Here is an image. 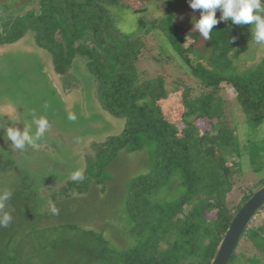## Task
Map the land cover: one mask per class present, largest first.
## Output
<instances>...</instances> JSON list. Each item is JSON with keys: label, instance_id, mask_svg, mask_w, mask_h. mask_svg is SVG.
Wrapping results in <instances>:
<instances>
[{"label": "trees", "instance_id": "1", "mask_svg": "<svg viewBox=\"0 0 264 264\" xmlns=\"http://www.w3.org/2000/svg\"><path fill=\"white\" fill-rule=\"evenodd\" d=\"M141 1L149 13L138 15L129 33L117 24L119 13L132 9L126 0H37L34 10L0 19L5 41L32 31L56 74L66 73L73 56L84 57L102 109L124 120L122 132L88 162L85 179L69 181L59 196L104 193L107 167L120 152L148 149L151 156L150 171L128 185L121 236L79 234L70 217L61 215L69 201L55 206V214L49 205L33 235L43 245L28 253L31 259L40 252L42 264H70L72 258H81L80 264H211L229 223L252 194L235 182L243 174L242 158L255 170L264 167V140L246 135L241 143L238 137L241 124L258 128L264 121V56L255 67L240 69L235 32L220 24L217 13L210 37L201 41L198 32H182L173 13L146 18L162 3L167 7L165 0ZM161 48L168 51L151 55L153 61L175 64L184 76L149 77L138 67ZM228 88L234 91L231 100ZM263 211L264 206L244 230L228 264H264ZM27 244L11 225L0 227V264H16Z\"/></svg>", "mask_w": 264, "mask_h": 264}, {"label": "rangeland", "instance_id": "2", "mask_svg": "<svg viewBox=\"0 0 264 264\" xmlns=\"http://www.w3.org/2000/svg\"><path fill=\"white\" fill-rule=\"evenodd\" d=\"M126 1L132 9L124 11L123 15L119 13L117 24L125 33H129L136 29L138 15L149 12H144L142 6L145 3L141 0ZM165 1L167 7L162 3L159 10L153 15H146V18H157L164 10L168 11L175 14L174 22L180 25L182 32H198L200 40H205L195 28L203 10H194L181 0ZM36 3L37 0H0V19L4 21L6 16L34 10ZM261 7L264 8V0H261ZM215 13L221 25L235 32V49L238 52L234 58L235 64L240 69L259 64L264 56V45L253 41L254 24L238 25L231 19L223 20L219 8ZM259 14L264 18V12ZM6 32L0 27V192H11L5 207V211L13 217L9 225L16 229L18 237L28 241L25 251L19 254L15 263L42 264L40 252L31 259L28 253L43 245V240H34L33 235L37 225H41L40 217L48 213L50 200H54L51 205L57 208L61 202L69 201L61 215L66 213L70 217V225L78 226L77 233L93 231L95 236L101 233L105 237L109 234L113 238L121 236L125 226L122 204L128 185L150 171L151 156L148 149L120 152L107 167L110 181L104 193L94 190L80 195L70 191L69 200L59 196L58 189L72 181L70 173L76 170L84 172L88 162L96 160L100 145L122 132L124 120L114 118L102 109L96 96L94 76L88 71L84 57L73 56L66 73L59 75L53 70L50 54L36 46L32 31L24 30L20 38L11 42L5 41ZM167 51L164 48L157 52L152 50L142 58L138 67L145 69L149 77L184 76V70L177 65L167 61L156 64L151 58L157 53L164 57ZM168 59H171L170 56ZM226 93L229 100L233 99L234 91L231 88ZM32 113L37 118L46 117L49 129L35 146H26L23 151L15 149L7 139L6 129L15 127L23 131L25 125L31 123ZM233 113L240 124L241 117L235 106ZM70 114L75 115L76 119L70 120ZM167 117L173 119L174 114L169 113ZM203 125L207 128L206 124ZM35 127L32 124L33 133ZM238 133L243 134H238L241 143L246 140V135L258 142L264 140V121L258 128L241 124ZM239 166L243 174L236 175L235 182L241 189L249 188L253 193L264 185V167L255 170L246 157L242 158ZM261 181L262 184H259ZM154 200L157 201V198ZM260 216L264 219V211ZM74 233L70 230V237H74ZM80 263L81 258H72L70 264Z\"/></svg>", "mask_w": 264, "mask_h": 264}, {"label": "clouds", "instance_id": "3", "mask_svg": "<svg viewBox=\"0 0 264 264\" xmlns=\"http://www.w3.org/2000/svg\"><path fill=\"white\" fill-rule=\"evenodd\" d=\"M190 7L192 9H201L199 20L195 23V28L205 38H209L213 26L218 23L215 18V10L217 8L222 10L223 20L231 19L235 24H254L253 41L258 45H264V18L259 13L264 12L261 7V0H191ZM255 13V14H254ZM31 123L25 125L23 131L15 127H8L6 129L7 139L12 142V147L18 150H25L26 146H35L40 141L45 132L49 129V121L46 117H36L32 113ZM70 120H75L73 114L69 115ZM32 124H34L35 132L32 131ZM72 181H83L85 179L82 170H76L70 173ZM11 192L4 190L0 192V227H7L13 217L10 212L5 211L6 202L10 199ZM51 212L53 214L58 212L55 206L51 205Z\"/></svg>", "mask_w": 264, "mask_h": 264}, {"label": "water", "instance_id": "4", "mask_svg": "<svg viewBox=\"0 0 264 264\" xmlns=\"http://www.w3.org/2000/svg\"><path fill=\"white\" fill-rule=\"evenodd\" d=\"M264 206V185L240 207L218 247L211 264H228L244 230Z\"/></svg>", "mask_w": 264, "mask_h": 264}]
</instances>
